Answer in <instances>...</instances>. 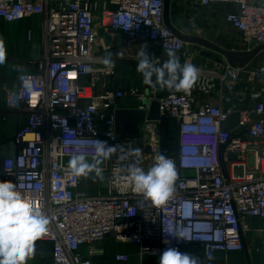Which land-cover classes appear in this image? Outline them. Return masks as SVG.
I'll return each mask as SVG.
<instances>
[{
	"label": "built area",
	"instance_id": "2783aa9c",
	"mask_svg": "<svg viewBox=\"0 0 264 264\" xmlns=\"http://www.w3.org/2000/svg\"><path fill=\"white\" fill-rule=\"evenodd\" d=\"M90 1L0 0V20L39 16L45 30L43 58L35 71L21 74L17 90L0 86L5 96L0 119L26 117L15 137L21 151L3 160L2 172L14 177L18 190L50 221L36 247L53 245L52 264H92V256L101 251L84 257L80 249L105 239L133 244L141 256L158 259L167 247L190 245L203 247L208 258L243 252L245 219L264 220V56L244 66L225 59L195 65L200 74L190 90L158 100L161 119L177 121L174 150L163 146L159 121L144 122L136 136L123 140L115 130L120 102L142 103L146 97L137 88L127 93L111 87L109 78L120 60L98 51ZM194 2L203 9L226 8L223 22L239 34L247 53L264 46V0ZM99 24L126 47L146 45L160 64L167 58L165 48H172L183 64L194 65L190 45L166 25L164 0H117ZM104 57L114 61L111 69L102 63ZM148 108L142 103L137 109ZM97 140L141 149L145 170L158 153L171 159L176 179L170 198L154 204L137 193L116 155L103 162L104 176L97 179L107 194L83 191L82 177L71 175L68 160L77 149L90 158ZM179 231L187 239L175 237ZM116 260L125 264L128 256Z\"/></svg>",
	"mask_w": 264,
	"mask_h": 264
},
{
	"label": "crops",
	"instance_id": "0c3cea01",
	"mask_svg": "<svg viewBox=\"0 0 264 264\" xmlns=\"http://www.w3.org/2000/svg\"><path fill=\"white\" fill-rule=\"evenodd\" d=\"M117 0H91L90 7L95 15L96 33L99 32V19L105 12H110L116 8ZM226 8L214 7L203 9L194 2L186 0L180 3H169V23L178 32L188 37H203L209 40L213 36H208L214 30L220 34L222 28L229 30L224 22ZM105 35L111 38L109 44H105V38L98 36V51L111 53L120 60V64L113 67L115 75L109 78L111 87L114 88L113 81L117 77L136 79L137 89L144 96L153 101H160L162 97L170 92L167 89H153L143 82L142 75L137 72L134 65L137 62L138 46L126 47L121 43L118 35L103 29ZM44 29L42 18L34 16L27 20L7 23L0 20V38L4 42L6 59L0 64V86L6 84L11 90L19 87V77L23 73L34 72L39 62L43 58L44 50ZM213 32V33H215ZM213 40V39H210ZM191 46V45H190ZM191 48V49H190ZM189 48L190 54L193 53V63L197 66H207L211 63L208 54L209 50L196 45ZM195 50L197 51L195 53ZM201 51V52H200ZM204 51L205 53H202ZM200 52V54H199ZM198 53V54H197ZM214 54V53H212ZM216 55V54H215ZM167 58L165 57V60ZM179 61L183 64L179 57ZM115 89V88H114ZM143 103V102H142ZM142 103L130 98H125L120 102V109H137ZM237 104V105H236ZM237 108L241 105L234 103ZM5 106V96L0 91V109ZM232 124L238 120L237 114L232 117ZM26 124V117L18 114H10L5 119H0V181H10L15 184V179L11 175L2 172L3 160L14 159L21 151L22 145L15 141V137ZM168 134L174 141L177 136V121L168 120ZM82 190L91 196L107 194L104 184H99L97 179L82 177ZM245 224L248 230L243 233L244 251L240 253H215L211 259L206 257L204 248L200 245H190L181 247L178 250L188 253L201 259V264H264V246L261 244L262 231H264V220L259 218H246ZM53 245L48 242L39 243L36 247L35 256L28 261V264H52ZM92 250L101 251L100 254L92 256V264H120L116 258L119 255L128 256L125 264H159L156 256H141L137 246L130 243H121L115 240L105 239L93 244L85 245L79 251L81 256L88 257ZM259 251V255L255 256Z\"/></svg>",
	"mask_w": 264,
	"mask_h": 264
},
{
	"label": "clouds",
	"instance_id": "9594fccd",
	"mask_svg": "<svg viewBox=\"0 0 264 264\" xmlns=\"http://www.w3.org/2000/svg\"><path fill=\"white\" fill-rule=\"evenodd\" d=\"M144 45L137 52L136 70L143 82L153 89L169 91H188L196 83L200 70L191 63H180L172 48H165L167 59L162 64L156 62ZM6 59L4 42L0 38V64ZM102 63L111 69V57L102 58ZM116 155L121 163L126 180L137 193L154 204H163L173 193L176 179L174 162L164 154H156L154 164L147 170L142 166V150L110 146L106 141L97 140L94 155L90 158L79 150L73 152L67 167L71 175L92 179H102L101 165ZM49 219L34 207L31 199L23 195L10 181H0V264H28L36 251V242L49 231ZM175 237L187 239L182 231ZM211 259V257H209ZM159 264H201V259L177 248L167 247L159 258Z\"/></svg>",
	"mask_w": 264,
	"mask_h": 264
},
{
	"label": "water",
	"instance_id": "95a60500",
	"mask_svg": "<svg viewBox=\"0 0 264 264\" xmlns=\"http://www.w3.org/2000/svg\"><path fill=\"white\" fill-rule=\"evenodd\" d=\"M165 3V22L169 29L173 33L185 42L188 45H196L202 47L203 49L209 50L217 56L228 60L233 66H244L246 64L254 61L261 52L264 51V46L255 48L252 52L243 54V55H234L232 53H227L224 49L216 46L215 44L200 38V37H188L182 34H178L169 23V3L170 0H164ZM98 36L105 38V44L111 42V38L105 35L103 29H100ZM115 89L120 91L129 92L131 89L137 88L138 81L136 79H128L117 77L112 82ZM143 106L149 107L148 110L145 109H120L115 112V130L116 134L121 136L123 140H126L128 137H134L137 134L139 127L146 121L148 122H161L162 128V138L163 146H167V137H168V120L161 119L160 116V106L158 101H151L148 98H144Z\"/></svg>",
	"mask_w": 264,
	"mask_h": 264
},
{
	"label": "rangeland",
	"instance_id": "374dc122",
	"mask_svg": "<svg viewBox=\"0 0 264 264\" xmlns=\"http://www.w3.org/2000/svg\"><path fill=\"white\" fill-rule=\"evenodd\" d=\"M222 29H224V30H222V32L220 34L216 33L215 30L213 31L215 33H213V32L209 33L208 36H210V35L213 36L211 38H208L209 40H207L206 38H203V37H200V38H203V39L215 44L216 46L227 51V53L229 52V53H232L234 55L247 54L246 46H244L242 39L239 36V34L235 31H229L225 27ZM210 39H213V40H210ZM191 46H189V48ZM200 52H199V54H200ZM202 53H205V52L202 51ZM205 54H208L209 58H211V60H213V61L223 59V58H221L215 54H212V53L207 52ZM262 56H264V51L261 52V54H259V56L254 60V62H256V61L258 62V59H260V57H262ZM168 146H170V148L172 150H174V144L173 143H170V145H168ZM258 255H259V251H257V254H255V256H258Z\"/></svg>",
	"mask_w": 264,
	"mask_h": 264
},
{
	"label": "trees",
	"instance_id": "16d2710c",
	"mask_svg": "<svg viewBox=\"0 0 264 264\" xmlns=\"http://www.w3.org/2000/svg\"><path fill=\"white\" fill-rule=\"evenodd\" d=\"M169 133V132H168ZM172 139H171V137H170V135L168 134V137H167V142H168V144H167V146L168 145H170V143H172Z\"/></svg>",
	"mask_w": 264,
	"mask_h": 264
}]
</instances>
